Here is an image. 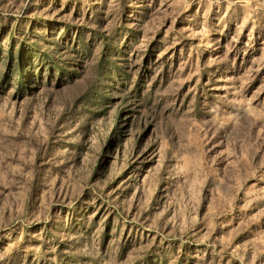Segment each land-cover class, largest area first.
Wrapping results in <instances>:
<instances>
[{"label":"rangeland","instance_id":"1","mask_svg":"<svg viewBox=\"0 0 264 264\" xmlns=\"http://www.w3.org/2000/svg\"><path fill=\"white\" fill-rule=\"evenodd\" d=\"M0 264H264V0H0Z\"/></svg>","mask_w":264,"mask_h":264}]
</instances>
